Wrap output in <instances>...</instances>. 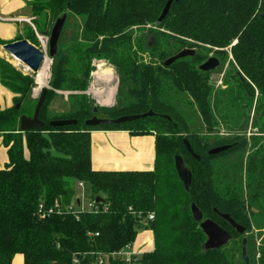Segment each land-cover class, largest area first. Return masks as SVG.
I'll list each match as a JSON object with an SVG mask.
<instances>
[{"label": "trees", "instance_id": "obj_1", "mask_svg": "<svg viewBox=\"0 0 264 264\" xmlns=\"http://www.w3.org/2000/svg\"><path fill=\"white\" fill-rule=\"evenodd\" d=\"M168 1L107 0L106 9V0L31 3L36 18L44 19L45 26L34 24L37 31L49 32L63 15H67V21L39 116L43 128L19 132L21 117L32 118L38 103L31 113H25L35 80L0 57L1 83L17 96L13 108L0 112V135L9 159L0 170V264H13L17 255L23 256L24 264H94L99 256L106 258V264H245L244 238L250 264H264V238L257 259L254 238L247 236L253 208L249 209L234 189L223 191L213 168L215 161L239 149L240 145L234 144L237 138L219 137L210 143L177 106L185 104L181 99L187 98L208 131L218 127L210 82L213 72H202L200 67L210 58L218 59L224 67L229 59L225 50L231 47L229 66L239 90L235 103L245 111L255 105V117L264 134V0H178L158 24ZM71 17L82 20V29L64 46ZM34 38L26 40L36 47ZM5 45L0 42V46ZM185 50L194 54L165 66L168 59ZM94 60L106 61L119 76L118 104L114 108L94 107L82 94L89 88ZM58 91L77 94L65 102ZM56 100L64 111L50 110ZM150 111L152 117L130 123L86 126L94 116L116 120ZM66 120H75L77 125L50 126L51 122ZM108 131L155 137L154 169L94 170L92 133ZM184 140L200 161L187 152ZM223 146L230 149L209 155ZM176 156L183 158L192 173L189 190L179 179ZM248 173L257 178L258 190L264 191V157L260 167L253 157ZM80 183L89 186L87 198L94 204L92 212L77 210L75 198ZM97 198L102 201L96 203ZM251 201L259 205L261 199ZM192 205L204 220L214 221L232 236L225 247L205 250L207 237L193 217ZM151 214L153 220L149 219ZM219 214L230 215L245 227L246 237ZM140 230L154 234V250L130 262L113 257L133 246Z\"/></svg>", "mask_w": 264, "mask_h": 264}, {"label": "rangeland", "instance_id": "obj_2", "mask_svg": "<svg viewBox=\"0 0 264 264\" xmlns=\"http://www.w3.org/2000/svg\"><path fill=\"white\" fill-rule=\"evenodd\" d=\"M32 15L34 17L33 23L40 22L44 25L43 18H36L33 11V6H31ZM45 26V25H44ZM149 26L147 27L148 30ZM82 29V20L79 18L71 17L68 20L66 31H65V44L70 43L75 39L76 34H79ZM51 31V29H50ZM49 31V32H50ZM145 36V32L141 33ZM147 34V33H146ZM34 36V43L36 47L42 50L46 54V61L44 65L47 64V76L45 83L40 85L37 83L36 75L30 71H27L23 65L17 62L9 54H7L3 49H0V57L11 64L15 69L19 70L24 75L32 76L35 80V88L31 100L25 106V113L29 114L35 108L36 102L40 97L42 88L48 87L50 89L51 72L53 66V59L48 58V44L47 40L43 37V34L37 31L35 28H30L26 30L25 38ZM153 45V41L150 43ZM234 42L232 45H235ZM231 47L227 48L229 59L224 67H218L213 71L210 82L214 86L215 95L213 96L214 113L218 122V127L214 128L212 131H208L206 126L203 124L196 108L194 106H189V100L185 99L182 102L185 104L178 103L181 110L184 112L185 116L190 118L191 122L199 127L200 132L210 139V143H213L215 138H234V144L240 145L239 149L230 155L221 157L213 163V168L215 175L217 177L220 188L225 191L226 189L236 191L238 194L242 195L244 202L248 203V208L255 209L257 213L254 215L250 214L251 230L247 234L249 237H253L254 241L252 243L254 252L256 251V258H260L259 248L261 247L262 240L264 238V191H259L257 183V178L255 176H250L248 173V167L250 160L253 157L258 159V166H262V158L264 157V134L262 132L261 122L257 117H255V105L251 110H241L238 108V103H235L237 97V92L239 91L236 86V79L233 77L234 72L230 69V62H232V56L230 52ZM211 57H215L212 55ZM49 60V61H48ZM146 60H148L146 58ZM43 65V67H44ZM94 70L91 73V80L89 88L86 92L82 93L89 97L92 102V106L98 108H114L118 104V90H119V76L116 70L110 66L106 61H93L92 64ZM102 70L112 71L114 80L111 85H107L104 81L99 80L95 73ZM42 67V68H43ZM49 68V69H48ZM97 78V79H96ZM101 81V82H100ZM105 83V85H104ZM110 90V91H109ZM59 96H63L64 101L68 100V97L72 94L71 92H57ZM113 93V94H112ZM33 95H35L33 97ZM236 104V106H234ZM50 110L52 112H61L62 109L61 102L59 100L54 101ZM245 111L246 116H243ZM234 136V137H233ZM246 144H245V142ZM89 186L85 185L77 187L76 200H82V206L84 209H88L89 201ZM253 196V199L251 198ZM256 198L261 199L259 205L251 204ZM245 236V234H244ZM246 237V236H245ZM152 237L150 232L147 230H140L135 241L136 245H148L151 243ZM142 248V247H140ZM147 250V249H146ZM140 251V250H139ZM144 251V250H143ZM148 251V250H147ZM145 252V251H144Z\"/></svg>", "mask_w": 264, "mask_h": 264}, {"label": "water", "instance_id": "obj_3", "mask_svg": "<svg viewBox=\"0 0 264 264\" xmlns=\"http://www.w3.org/2000/svg\"><path fill=\"white\" fill-rule=\"evenodd\" d=\"M178 0H169L166 4L161 17L158 20V24H161L165 18L168 16L170 8L174 2ZM107 0L105 3V9L107 8ZM67 21V15H63L59 18L54 26L52 27L50 32H44L43 37L47 40L48 44V58L54 59L59 50V42L62 36V32ZM149 43L153 41L151 37L148 38ZM151 45V44H150ZM3 50L9 54L12 58H14L17 62L24 66L27 71L32 72L37 75L42 69L45 61L46 54L32 45L27 40H21L14 43L7 44L3 47ZM194 54L193 51L185 50L179 53L177 56H174L168 59L165 62V66H170L175 61L192 56ZM218 67H220V62L216 58H210L206 63H204L200 67V71L205 73H210L215 71ZM49 88H42L40 97L38 99V103L35 108V112L32 118L28 116H22L19 124V132L26 133L35 129L43 128L44 123L40 121V113L46 102ZM20 105L16 106V109L19 110ZM94 113H97V108L94 109ZM154 113L152 111L135 116H125L116 120H107V119H99L94 116L92 119L86 122L87 127H99L105 125H120L124 123H130L137 120L145 119L148 117H152ZM77 121L75 120H66V121H54L50 123V126L53 128H63L68 126H76ZM184 145L187 152L192 156L196 161H200V157L195 154L188 140H184ZM230 149V146H223L219 148H215L209 152L210 156L218 155L223 152H226ZM175 167L176 171L179 175L180 181L183 183L186 190H189V187L192 184V173L185 167L184 160L180 156H176L175 158ZM102 201L101 198L96 199V203H100ZM79 204V203H78ZM254 213H257L255 209H252ZM192 214L196 222L200 223V229L204 232L207 237V241L204 245L206 251L209 250H220L225 247L231 240L232 236L222 229L217 223L212 220H204L202 213L198 210L195 205H192ZM219 216L226 221L238 234L244 235L246 232L245 227L236 223L230 215L227 214H219ZM242 256L245 264H250L249 257L247 255V239L244 238L242 242Z\"/></svg>", "mask_w": 264, "mask_h": 264}, {"label": "crops", "instance_id": "obj_4", "mask_svg": "<svg viewBox=\"0 0 264 264\" xmlns=\"http://www.w3.org/2000/svg\"><path fill=\"white\" fill-rule=\"evenodd\" d=\"M33 1L0 0V42L10 44L26 40L24 37L26 30L36 29L32 22L34 17L31 3ZM3 47L0 46V49ZM16 98L15 94L2 85L0 78V112L13 108ZM25 156L26 158L29 156L27 150ZM155 159V137L153 136L133 137L126 131L92 133V167L96 171H152ZM8 161L7 149L0 135V170L6 167ZM147 232L151 234V243L136 245V247L134 244L132 246L134 253L142 255L154 250V234L151 231ZM13 264H24L23 256L17 255Z\"/></svg>", "mask_w": 264, "mask_h": 264}, {"label": "built area", "instance_id": "obj_5", "mask_svg": "<svg viewBox=\"0 0 264 264\" xmlns=\"http://www.w3.org/2000/svg\"><path fill=\"white\" fill-rule=\"evenodd\" d=\"M84 184L80 183L78 185V187H83ZM77 202L79 203L78 204V207H77V210H82V211H94V204L93 203H89L88 205V209H84L83 206H82V200L78 199ZM70 211H73L72 208H70ZM53 213V211H51ZM46 215L43 214V217H45ZM149 219L150 220H153L154 219V214H151L149 216ZM121 257L123 258L125 261L127 262H130L134 257H141V254H136L132 251V246H128L125 250L119 252V253H115L113 254V257ZM75 264H79L78 261H75ZM94 264H106V258L104 256H99L98 260L94 263Z\"/></svg>", "mask_w": 264, "mask_h": 264}, {"label": "bare ground", "instance_id": "obj_6", "mask_svg": "<svg viewBox=\"0 0 264 264\" xmlns=\"http://www.w3.org/2000/svg\"><path fill=\"white\" fill-rule=\"evenodd\" d=\"M46 66H47V64L44 65V67L36 75L37 83L40 84V85H43L45 83V80H46V76H47V67ZM100 67H101V68H99L100 72L95 73V75L97 76V78L99 80L104 81L107 85H111L113 83V80H114V76H113L112 71H109L110 69L109 70H102V66H100ZM105 83H104V85H105Z\"/></svg>", "mask_w": 264, "mask_h": 264}]
</instances>
